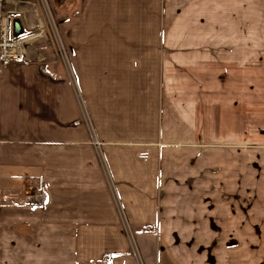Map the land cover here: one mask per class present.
<instances>
[{"label":"crops","instance_id":"0c3cea01","mask_svg":"<svg viewBox=\"0 0 264 264\" xmlns=\"http://www.w3.org/2000/svg\"><path fill=\"white\" fill-rule=\"evenodd\" d=\"M18 1L29 7L15 14ZM51 1L63 28L57 48L38 1H0V16L19 17L30 42L41 40L23 46V60L0 63V264H138L136 251L166 264L177 247L164 248L161 229L181 227L185 201L188 219L201 200L238 198V181L183 179L169 162L172 126L187 127L165 93L178 74L164 27L194 23L205 0ZM201 42L185 74L211 67ZM29 179L44 205L22 202Z\"/></svg>","mask_w":264,"mask_h":264},{"label":"rangeland","instance_id":"374dc122","mask_svg":"<svg viewBox=\"0 0 264 264\" xmlns=\"http://www.w3.org/2000/svg\"><path fill=\"white\" fill-rule=\"evenodd\" d=\"M36 1L47 15L46 36L57 48L54 43L60 41L63 28L58 26L59 17L50 13L53 2ZM198 5L194 23H165L164 27V38L172 42L170 70L178 74L170 77L171 92L165 93L182 114L179 123L187 127L172 126L175 132L167 146L175 149L170 151L169 162L183 169L177 170L183 179L238 181V198L201 200L195 208L199 211L186 219L188 201L184 197L182 228L161 229L159 239L164 248L177 247L175 252L167 250L163 258L166 264L194 260H202L201 264H264V0H205L202 17ZM28 7L25 1H18L8 9L18 14ZM199 19L203 21L195 23ZM24 34L31 37L24 42L29 46L34 34L27 30ZM201 39L205 56L210 52L211 67H192L196 75L185 74L189 59L202 55ZM36 41L41 40L30 42L31 46ZM181 41L184 54L178 47ZM202 71L203 75L197 74ZM27 181L34 186L33 192L40 190L38 181ZM24 188L21 196L26 203L28 187ZM8 194L12 198V193ZM214 231H226L227 235H212ZM201 244L219 250L199 251ZM136 253L138 264H148L153 258L151 253L147 257L144 251Z\"/></svg>","mask_w":264,"mask_h":264},{"label":"built area","instance_id":"2783aa9c","mask_svg":"<svg viewBox=\"0 0 264 264\" xmlns=\"http://www.w3.org/2000/svg\"><path fill=\"white\" fill-rule=\"evenodd\" d=\"M1 1V0H0ZM44 1V0H42ZM45 2V1H44ZM2 19V26L0 29V62L4 65L8 64L11 61H21L24 59L25 55L23 53V46L25 42V36L15 37L13 26L10 20L0 16ZM7 23H10L8 25ZM25 35V34H24ZM142 159H148L149 152H144L140 155ZM38 186V185H37ZM34 186L30 185L25 192V201L26 204H39L44 205L46 203V193L42 189L32 191ZM33 192V193H32ZM110 258H105V261L110 262Z\"/></svg>","mask_w":264,"mask_h":264},{"label":"water","instance_id":"95a60500","mask_svg":"<svg viewBox=\"0 0 264 264\" xmlns=\"http://www.w3.org/2000/svg\"><path fill=\"white\" fill-rule=\"evenodd\" d=\"M13 25H14L13 31H14L15 37H20L21 35L24 34V28H23L22 23L19 19H15Z\"/></svg>","mask_w":264,"mask_h":264},{"label":"bare ground","instance_id":"6f19581e","mask_svg":"<svg viewBox=\"0 0 264 264\" xmlns=\"http://www.w3.org/2000/svg\"><path fill=\"white\" fill-rule=\"evenodd\" d=\"M5 18H7L8 20H10V22L12 23V26H14L13 25V23H14V20L15 19H19L20 21H21V23H22V20L19 18V17H13V16H11V15H6V16H4ZM23 23H25V21H23ZM23 23H22V26H23ZM8 25H10V23H7ZM14 28V27H13ZM24 28V27H23ZM25 30H28V29H24V32H25ZM28 31H30V30H28ZM24 35V34H23ZM23 35H21V36H23ZM20 36V37H21ZM29 39H31V37L30 38H28L27 36H26V38H25V41H27V40H29ZM0 63H2V62H0ZM4 64V63H3ZM141 154V153H140ZM40 186V185H39ZM40 189H42L41 188V186H40Z\"/></svg>","mask_w":264,"mask_h":264},{"label":"trees","instance_id":"16d2710c","mask_svg":"<svg viewBox=\"0 0 264 264\" xmlns=\"http://www.w3.org/2000/svg\"><path fill=\"white\" fill-rule=\"evenodd\" d=\"M31 184H32V183L29 182L27 185L30 186ZM27 185H26V186H27ZM36 187H37V188L39 187V189H40V186H39V185H38V186L36 185Z\"/></svg>","mask_w":264,"mask_h":264}]
</instances>
